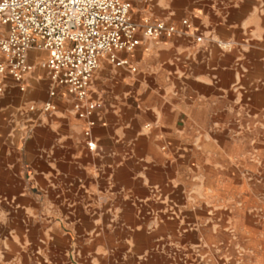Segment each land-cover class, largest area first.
Here are the masks:
<instances>
[{"label":"crops","instance_id":"1","mask_svg":"<svg viewBox=\"0 0 264 264\" xmlns=\"http://www.w3.org/2000/svg\"><path fill=\"white\" fill-rule=\"evenodd\" d=\"M130 1L176 31L101 58L95 114L50 95L46 51L24 90L0 75V264H246L229 194L240 165L264 179V0Z\"/></svg>","mask_w":264,"mask_h":264},{"label":"built area","instance_id":"2","mask_svg":"<svg viewBox=\"0 0 264 264\" xmlns=\"http://www.w3.org/2000/svg\"><path fill=\"white\" fill-rule=\"evenodd\" d=\"M183 23L190 26L187 20ZM0 29V75H10L24 90V78L35 68L29 51H46L39 65L54 85L50 95L64 87L76 99L80 117L103 108L101 101L90 97L102 57L115 65L130 66L118 53L134 51L141 43L140 35L157 39L176 31L164 20L136 22L130 0H0ZM53 107L47 102L43 109ZM94 124L89 120L87 136ZM87 146L93 150L96 144L89 139Z\"/></svg>","mask_w":264,"mask_h":264},{"label":"rangeland","instance_id":"3","mask_svg":"<svg viewBox=\"0 0 264 264\" xmlns=\"http://www.w3.org/2000/svg\"><path fill=\"white\" fill-rule=\"evenodd\" d=\"M254 156L259 157L257 152ZM259 176V172L253 167L247 169L246 166L240 165L239 169L234 170V189L229 194L234 196V231L237 252H240L236 254L235 259L246 264H256L250 263L249 260L246 262L245 254L253 250L255 245L264 244V179ZM248 212L251 214L244 218L243 215H248ZM260 264H264V261Z\"/></svg>","mask_w":264,"mask_h":264}]
</instances>
